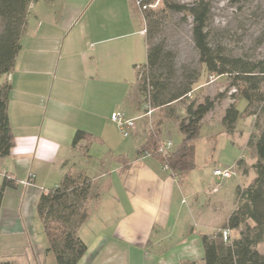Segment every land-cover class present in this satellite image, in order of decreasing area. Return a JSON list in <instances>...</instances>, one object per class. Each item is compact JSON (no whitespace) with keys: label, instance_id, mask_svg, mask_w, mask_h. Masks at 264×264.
<instances>
[{"label":"crops","instance_id":"crops-1","mask_svg":"<svg viewBox=\"0 0 264 264\" xmlns=\"http://www.w3.org/2000/svg\"><path fill=\"white\" fill-rule=\"evenodd\" d=\"M133 15L134 9L129 7L125 21H112L104 12L97 15V25L89 28L87 42L79 36L74 43H64L57 60L59 40L54 41L42 29L45 16L36 13L38 19L31 28L28 14L22 48L7 77L12 85L8 114L14 146L0 160V186L7 178L15 187L5 190L0 209V264H56L53 254L46 251L37 203L67 171L86 174L107 187L79 231L87 251L77 264H187L203 260V234L190 224L199 212L182 207L184 199L179 201V193L182 196L185 190L178 181L181 175L164 169L154 156H135L146 136L136 126L130 149L122 144L121 133L110 120L120 105L130 111L124 99L127 86L122 83L128 85L123 72L130 75V71L122 69L132 64L136 74L132 53L134 47L136 51L143 45L137 37L126 41L123 37L130 34L116 33L125 29L122 24L131 26ZM142 32L144 27L140 33L147 57ZM114 70L121 74L119 78ZM230 101L224 98L221 110L225 111ZM139 103L138 92L132 104L138 114L130 117L143 113ZM77 130L91 134L95 140L73 148ZM94 145L106 152L97 158L93 174ZM121 154L129 155L126 165L115 159ZM240 159L245 162L242 155L233 165ZM30 178V185L22 184ZM214 190L218 192L219 188ZM105 199L118 217L111 230L88 235L87 225L101 214Z\"/></svg>","mask_w":264,"mask_h":264},{"label":"trees","instance_id":"trees-1","mask_svg":"<svg viewBox=\"0 0 264 264\" xmlns=\"http://www.w3.org/2000/svg\"><path fill=\"white\" fill-rule=\"evenodd\" d=\"M36 1L39 0H0V160L8 156L14 146L8 114L12 85L7 77L13 72L22 48L21 39L28 23L29 6ZM155 2L137 0L144 22L147 59L135 68L140 107L147 112L145 104L149 103L150 108L158 110L162 117L151 123L144 142L135 150V156H154L177 175L193 170L196 166L194 142L199 137L203 120L225 98V93L202 98L193 95L201 72L187 70L178 75L174 53L162 42L154 41L157 31L164 25L166 14L179 13L184 18L191 17L193 41L201 67L208 75L226 76L229 88L235 89L229 96L231 101L221 119L226 134L233 136L238 120L243 117H254L253 128L259 129V133H252L248 139V147L255 153V161L251 165L255 176L245 186L236 188L234 208L223 226L212 235H202L203 260L187 264H264V253L256 248L264 242V57L249 59L233 56L211 45L212 0L190 3L161 0L160 7H154ZM241 98L246 100L242 111L237 108ZM182 100L187 102L180 116L170 106ZM165 118L175 122L183 135L168 157L159 153L164 142L161 132ZM93 140L95 137L91 134L77 130L72 147L79 148ZM115 159L126 165L129 155L121 154ZM236 165L243 167L244 160H238ZM244 173H247L246 168ZM14 187V181L7 178L0 186V209L5 190ZM106 188L86 174L67 171L57 186L40 196L37 215L46 237V251L53 254L56 264H77L86 253L87 245L79 231L98 206ZM223 229L239 230L240 237L225 242Z\"/></svg>","mask_w":264,"mask_h":264},{"label":"rangeland","instance_id":"rangeland-1","mask_svg":"<svg viewBox=\"0 0 264 264\" xmlns=\"http://www.w3.org/2000/svg\"><path fill=\"white\" fill-rule=\"evenodd\" d=\"M178 1L190 3L194 0ZM137 5V0H40L38 3L37 1L33 2V6L29 10L31 28L35 27L34 19H38L34 17L36 13L45 16L42 29L54 41L59 40L58 60L64 43H74L79 36L81 39L86 38L91 25H97L95 20L97 15L104 12L112 21H125L129 7L135 12L131 19V26L127 27V24H122L120 27L125 29L116 34H130L123 37L126 41L127 39L131 41L132 37L139 39L140 45L142 44L143 47H138L136 51L134 47L132 60L133 64L142 65L146 62L147 57L144 37L140 33L144 22ZM161 5V0H156L154 7ZM33 7L35 8L33 9ZM163 20H165L164 25L157 31L154 41L162 42L168 50L174 53L178 75L184 74L187 70L201 72L193 95H199L202 98L205 95L214 97L218 93H225V98L228 99L235 89L229 88V80L226 79V76H214V79H210L211 75H208L200 65L199 53L192 36V18H184L179 13H169ZM210 32L211 45L222 49L227 54L249 59L263 58L264 0H212ZM126 67L127 69H125ZM125 68L122 71L127 70L128 72L129 68L131 75L123 72V76L128 78L129 83L126 85L124 81L122 82L124 86H127L124 99H126L130 111H124L122 105H120L121 109L117 108L115 111L122 110L127 117L134 118L129 115L138 114L132 105L133 99L138 93L136 74L132 64L126 65ZM114 73H116L115 76L119 75L117 70H114ZM120 76L121 74L118 78ZM118 91L121 92L122 87L118 88ZM186 102L187 100L178 101L170 107L181 116L184 113ZM221 102L203 120L199 137L194 142L195 168L178 178L179 184L182 187L185 186L182 196L178 192L179 201L184 199L182 207L186 209L192 207L199 212V214H194L195 218L190 221V224L203 235H212L213 232H216L215 230L223 226L225 218L231 214L234 208L236 188L239 185L245 186L255 176L251 169L252 162L255 161V153L251 147H248L247 141L252 133L256 135L259 133V129L254 130L253 128L255 118H240L235 134L230 136L226 134L221 122L222 114H224V109L221 110ZM147 105L145 104L146 108ZM245 106L246 100L239 99L237 108L242 111ZM141 111L144 113L145 110L142 108ZM160 117H162L161 113L154 110L149 116L137 120V129L139 128L143 136H147L151 123ZM164 121L161 138L163 141H171L174 148L181 142L183 135L179 132L175 122L166 118ZM258 121L260 122V120ZM121 142L123 145L129 146L130 149L133 148L134 142L131 136L128 138L122 136ZM95 145L91 149L94 155L91 166L93 174L96 172L97 158H102L106 152L103 147ZM242 155L245 159L244 165L239 167L236 165L237 163L234 164L235 175L221 182L215 179L213 176L215 168L231 167ZM244 168L247 173H244ZM214 188H219L218 192H215ZM102 205L101 214L87 225L88 235L92 236L93 233L99 231L105 233L111 230V224L118 217L117 214L112 213L111 204L106 199ZM84 234L85 232L82 235ZM239 237V230H230V241ZM256 248L259 252L264 253V242L258 244Z\"/></svg>","mask_w":264,"mask_h":264},{"label":"built area","instance_id":"built-area-1","mask_svg":"<svg viewBox=\"0 0 264 264\" xmlns=\"http://www.w3.org/2000/svg\"><path fill=\"white\" fill-rule=\"evenodd\" d=\"M210 79H214V75H211ZM147 106H148V111L142 113L138 118H129L125 115L124 111L116 110L111 114L110 120L117 126L118 130L120 131L123 137L125 138L130 137L133 134L134 130L136 129L137 119L142 118V117H147L150 114H152L153 109L150 108L149 103ZM172 149H173L172 142L164 141L162 146L159 148V153L163 157H168V154L170 153V150ZM162 165L164 169L169 170L166 163H163ZM235 174L236 172H235L234 165L228 168H215L213 170V176L219 182H221L222 180L230 179ZM31 180L32 178H30L29 180L23 181L22 184L30 185ZM222 238L225 242L230 240V230L229 229L222 230Z\"/></svg>","mask_w":264,"mask_h":264}]
</instances>
